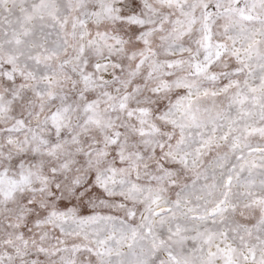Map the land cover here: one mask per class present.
Here are the masks:
<instances>
[{
  "label": "snow or ice",
  "instance_id": "6c2138e0",
  "mask_svg": "<svg viewBox=\"0 0 264 264\" xmlns=\"http://www.w3.org/2000/svg\"><path fill=\"white\" fill-rule=\"evenodd\" d=\"M0 264H264V0H0Z\"/></svg>",
  "mask_w": 264,
  "mask_h": 264
}]
</instances>
